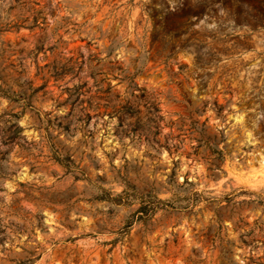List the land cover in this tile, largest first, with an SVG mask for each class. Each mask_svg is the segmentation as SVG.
I'll return each instance as SVG.
<instances>
[{
  "label": "rangeland",
  "instance_id": "rangeland-1",
  "mask_svg": "<svg viewBox=\"0 0 264 264\" xmlns=\"http://www.w3.org/2000/svg\"><path fill=\"white\" fill-rule=\"evenodd\" d=\"M0 264H264V0H0Z\"/></svg>",
  "mask_w": 264,
  "mask_h": 264
},
{
  "label": "trees",
  "instance_id": "trees-1",
  "mask_svg": "<svg viewBox=\"0 0 264 264\" xmlns=\"http://www.w3.org/2000/svg\"><path fill=\"white\" fill-rule=\"evenodd\" d=\"M16 2H18V0H16ZM21 3L23 5H26L30 3V1H23ZM28 12H30V15L24 17H17L16 21L12 23V25L9 27L5 26L4 30L10 28H14L16 30L20 28H27V29H32L35 27L41 28L40 25L44 23V18L40 15V11L31 7L29 8ZM14 128H15L14 134H17L19 132V127L14 125ZM164 208L177 209V208H186V207H181L180 205L176 206L173 203H165V201L154 198L153 201L151 202L149 211L154 212L158 209H164ZM140 210H143V208H140L139 212H141Z\"/></svg>",
  "mask_w": 264,
  "mask_h": 264
}]
</instances>
